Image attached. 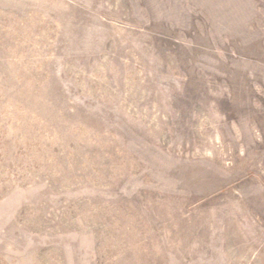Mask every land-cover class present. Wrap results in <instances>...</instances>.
<instances>
[{"label": "rangeland", "instance_id": "374dc122", "mask_svg": "<svg viewBox=\"0 0 264 264\" xmlns=\"http://www.w3.org/2000/svg\"><path fill=\"white\" fill-rule=\"evenodd\" d=\"M0 264H264V0H0Z\"/></svg>", "mask_w": 264, "mask_h": 264}]
</instances>
